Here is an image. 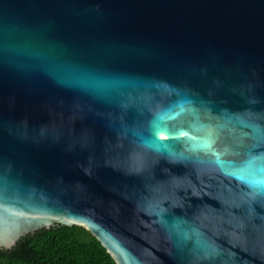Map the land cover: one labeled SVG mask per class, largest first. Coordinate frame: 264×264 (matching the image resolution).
<instances>
[{"label": "water", "instance_id": "obj_1", "mask_svg": "<svg viewBox=\"0 0 264 264\" xmlns=\"http://www.w3.org/2000/svg\"><path fill=\"white\" fill-rule=\"evenodd\" d=\"M73 226L264 264V0H0V250Z\"/></svg>", "mask_w": 264, "mask_h": 264}, {"label": "trees", "instance_id": "obj_2", "mask_svg": "<svg viewBox=\"0 0 264 264\" xmlns=\"http://www.w3.org/2000/svg\"><path fill=\"white\" fill-rule=\"evenodd\" d=\"M0 264H116L101 244L81 227H54L28 235L8 251Z\"/></svg>", "mask_w": 264, "mask_h": 264}]
</instances>
